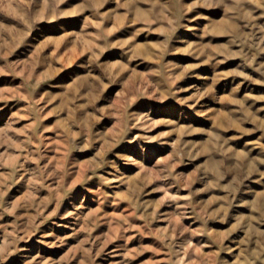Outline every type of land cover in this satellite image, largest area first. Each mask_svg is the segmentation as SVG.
Segmentation results:
<instances>
[{
  "label": "rangeland",
  "instance_id": "374dc122",
  "mask_svg": "<svg viewBox=\"0 0 264 264\" xmlns=\"http://www.w3.org/2000/svg\"><path fill=\"white\" fill-rule=\"evenodd\" d=\"M0 264H264V0H0Z\"/></svg>",
  "mask_w": 264,
  "mask_h": 264
}]
</instances>
